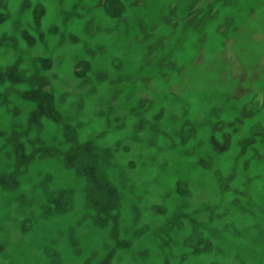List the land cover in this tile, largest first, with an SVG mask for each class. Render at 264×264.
<instances>
[{"label": "rangeland", "instance_id": "rangeland-1", "mask_svg": "<svg viewBox=\"0 0 264 264\" xmlns=\"http://www.w3.org/2000/svg\"><path fill=\"white\" fill-rule=\"evenodd\" d=\"M0 264H264V0H0Z\"/></svg>", "mask_w": 264, "mask_h": 264}]
</instances>
